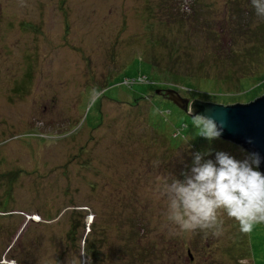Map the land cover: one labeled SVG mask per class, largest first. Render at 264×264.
Here are the masks:
<instances>
[{
    "label": "rangeland",
    "instance_id": "374dc122",
    "mask_svg": "<svg viewBox=\"0 0 264 264\" xmlns=\"http://www.w3.org/2000/svg\"><path fill=\"white\" fill-rule=\"evenodd\" d=\"M249 1L0 0V264H264V223L244 233L220 209V235L180 229L172 186L193 176L196 154L250 153L201 138L152 92L157 73L178 81L161 69L177 36L180 70L198 76L180 96L233 103L264 90ZM228 21L214 43L194 25ZM240 65L246 75L229 79ZM139 74L152 82L121 80Z\"/></svg>",
    "mask_w": 264,
    "mask_h": 264
},
{
    "label": "clouds",
    "instance_id": "9594fccd",
    "mask_svg": "<svg viewBox=\"0 0 264 264\" xmlns=\"http://www.w3.org/2000/svg\"><path fill=\"white\" fill-rule=\"evenodd\" d=\"M251 5L257 18L264 21V0H251ZM93 92L99 95L95 89ZM192 124L198 130L197 135L206 140L222 134L223 122L211 117L195 114ZM249 157L237 160L225 152H217L215 161L201 163V155L196 154L193 176L186 183L176 181L172 186L187 210V219L180 223L181 230L215 229L213 234L220 235L223 224L218 220L220 209L234 218L244 233L251 232L254 224L264 223V174L258 170L259 155L251 153Z\"/></svg>",
    "mask_w": 264,
    "mask_h": 264
},
{
    "label": "water",
    "instance_id": "95a60500",
    "mask_svg": "<svg viewBox=\"0 0 264 264\" xmlns=\"http://www.w3.org/2000/svg\"><path fill=\"white\" fill-rule=\"evenodd\" d=\"M154 91L168 97L191 115L202 114L218 123L223 122L220 137L243 147L250 154L257 153L260 158L258 170L264 174V93L244 102L219 103L189 100L173 89Z\"/></svg>",
    "mask_w": 264,
    "mask_h": 264
},
{
    "label": "trees",
    "instance_id": "16d2710c",
    "mask_svg": "<svg viewBox=\"0 0 264 264\" xmlns=\"http://www.w3.org/2000/svg\"><path fill=\"white\" fill-rule=\"evenodd\" d=\"M249 3H251V0L249 1ZM245 4V3H244ZM243 4V5H244ZM241 5H242V3H241ZM248 10V9H247ZM227 21V20H226ZM245 24V30H242L243 31V33H245L244 31H246L247 30V24L246 23H244ZM195 26H197V27H200L199 29L200 30H198L199 32H200V35H201V38H200V40H203V41H209V40H211V42L212 43H214V42H216V41H218L219 40V38H220V35H224L223 33L225 32L226 33V31H231V28H232V24H231V21H228V24H225V25H220V26H214V27H210V26H207L208 24H202V23H196V24H194ZM228 28V29H226V28ZM260 27H261V29H260V31L261 32H263L264 33V21L262 22V25H260ZM185 28H186V26H185ZM182 30H184V32L185 31H187V30H185V29H182ZM257 31H258V29H256ZM189 31V30H188ZM190 32V31H189ZM223 32V33H222ZM186 33V32H185ZM182 34H184V33H182ZM186 35H188V34H186ZM262 35V34H261ZM264 36V35H263ZM179 42H182L181 41V39L177 36L176 37V39L173 41V44H171L170 46L168 45V48L166 47V53H167V60H168V62L165 64V66H162L161 67V69L162 70H164V71H162V73L163 74H167V77H170V79H172V80H174V81H176L175 79H177L178 78V81H176V82H179V83H182L183 85L181 86V87H179V84L178 83H176V82H173V81H171V80H169V81H166V83H162L161 82V80L159 79V75H158V73H157V76H158V83H157V85H155V87L153 88V90H152V92L155 90V89H173V90H175V91H177L176 90V88L177 89H179V90H186V91H190V92H193L192 90H194V89H192V84H193V86H194V83H196L197 82V80H196V78L198 77V76H196L195 74H192V72L189 70V71H187V69L186 68H184L183 67V69H181L180 70V67H179V65H181V63H182V60L179 58L180 56H181V51H178L179 49H180V47L178 46V43ZM256 45V44H255ZM226 47L227 48H224V46H220L219 48H217V53H220V52H222V50H228V52L230 51V49H232L231 48V46H230V44L228 45V43H227V45H226ZM199 63H201V62H199ZM149 65L152 67V66H158V63H154V62H152V63H149ZM159 70V69H158ZM166 70V71H165ZM180 70V71H179ZM259 70V69H258ZM167 71H169L170 73H168ZM236 73H234V75H233V72H232V74H230V75H228L229 76V79L231 78V79H233V80H235L236 82L241 78V76H243V75H246V74H243L242 72H245V71H243L242 69H241V65L240 66H238V68H237V70L235 71ZM254 72H257V71H254V70H250V72L249 73H247V74H252V73H254ZM104 76V75H103ZM103 76H102V78H101V81L99 82V83H101L102 82V79H103ZM139 76H144V78H145V80H142V81H140V80H138L137 79V77H139ZM136 77V79H130V78H128V80H125L124 78H121V80L125 83V84H127V85H129V84H132V83H134V81L136 80V81H138V82H150L151 80L149 79V78H147V76L146 75H143V74H139L138 76ZM194 79V80H193ZM107 81H106V79L105 80H103V82H102V84L99 86V87H103L104 86V84L106 83ZM121 82V81H120ZM152 82V81H151ZM150 82V83H151ZM154 93H156L157 94V92H155L154 91ZM208 93V92H207ZM261 94V93H264V90H258V92H255V93H252V94H250L246 99H248V98H253L254 96H256V94ZM208 94H210V93H208ZM258 94V95H259ZM159 95H162L161 93H159ZM138 97H144L143 95H141V94H138L137 95ZM136 98V95L133 97V102H137V100L135 99ZM164 98H166V99H168V100H170V101H172L171 99H169L168 97H164ZM189 100H191V99H189ZM173 102V101H172ZM174 103V102H173ZM175 104V103H174ZM177 105V104H176ZM180 109H182V110H184L181 106H178ZM184 112L186 113V114H188L189 116H193V115H191V114H189L188 112H186L185 110H184ZM195 115V114H194ZM185 125V124H184ZM172 132L173 133H175V134H177L178 133V128H175V130H172ZM175 134H172V135H175ZM162 136H163V132H162ZM165 142H166V138L165 139H163ZM167 144V143H166ZM168 146V145H167ZM189 149H191L192 150V148L190 147ZM131 226H133V225H131ZM130 226V227H131ZM133 231V230H132Z\"/></svg>",
    "mask_w": 264,
    "mask_h": 264
},
{
    "label": "built area",
    "instance_id": "2783aa9c",
    "mask_svg": "<svg viewBox=\"0 0 264 264\" xmlns=\"http://www.w3.org/2000/svg\"><path fill=\"white\" fill-rule=\"evenodd\" d=\"M137 79L140 80V81L145 80L144 76H139V77H137ZM125 80H128V79H125Z\"/></svg>",
    "mask_w": 264,
    "mask_h": 264
}]
</instances>
